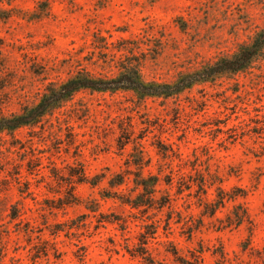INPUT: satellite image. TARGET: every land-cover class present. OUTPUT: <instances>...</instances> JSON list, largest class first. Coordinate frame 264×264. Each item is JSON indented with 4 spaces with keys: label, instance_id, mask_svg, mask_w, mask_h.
<instances>
[{
    "label": "rangeland",
    "instance_id": "obj_1",
    "mask_svg": "<svg viewBox=\"0 0 264 264\" xmlns=\"http://www.w3.org/2000/svg\"><path fill=\"white\" fill-rule=\"evenodd\" d=\"M261 32L264 0H0V117L130 63L171 83ZM150 176L155 201L133 207ZM144 257L264 264V43L246 69L169 97L81 89L0 130V264Z\"/></svg>",
    "mask_w": 264,
    "mask_h": 264
},
{
    "label": "trees",
    "instance_id": "obj_2",
    "mask_svg": "<svg viewBox=\"0 0 264 264\" xmlns=\"http://www.w3.org/2000/svg\"><path fill=\"white\" fill-rule=\"evenodd\" d=\"M263 43L264 32H261L254 36L250 43L240 46L233 55L221 57L194 72L183 74L171 83L145 81L139 67L133 63L126 65L113 77H95L80 73L59 85L49 86L38 103L24 108L21 113L0 117V130H14L35 123L53 107H56L81 89L95 91L130 90L135 92L139 98L169 97L191 87L195 83L246 69L258 54ZM157 181V177L154 176L140 177L135 180V184L141 188V192L134 199H128L127 202H130L133 207H151V202L155 201L154 193ZM122 182L123 179H117V181L110 180L109 183L114 186ZM164 205L165 201L159 203V207ZM150 234L154 235L155 231H151ZM142 244H145V242L143 241ZM137 252L142 256L145 255L146 250L141 246ZM144 258L148 264H156L153 259Z\"/></svg>",
    "mask_w": 264,
    "mask_h": 264
}]
</instances>
